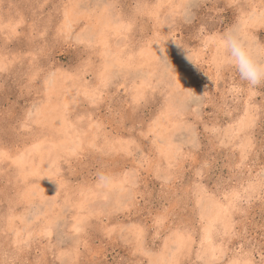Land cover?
Returning a JSON list of instances; mask_svg holds the SVG:
<instances>
[{
  "label": "rangeland",
  "instance_id": "1",
  "mask_svg": "<svg viewBox=\"0 0 264 264\" xmlns=\"http://www.w3.org/2000/svg\"><path fill=\"white\" fill-rule=\"evenodd\" d=\"M231 27L264 45V0H0V264H264Z\"/></svg>",
  "mask_w": 264,
  "mask_h": 264
},
{
  "label": "clouds",
  "instance_id": "2",
  "mask_svg": "<svg viewBox=\"0 0 264 264\" xmlns=\"http://www.w3.org/2000/svg\"><path fill=\"white\" fill-rule=\"evenodd\" d=\"M214 39L221 50L222 65L233 67L250 87L264 84V45L245 39L238 27H231ZM100 179L105 181L106 177Z\"/></svg>",
  "mask_w": 264,
  "mask_h": 264
},
{
  "label": "bare ground",
  "instance_id": "3",
  "mask_svg": "<svg viewBox=\"0 0 264 264\" xmlns=\"http://www.w3.org/2000/svg\"><path fill=\"white\" fill-rule=\"evenodd\" d=\"M66 142H67V141H66ZM61 143H63V142H61ZM65 144H66V143H65ZM65 144H62V145L65 147L68 143H67L66 145H65ZM49 146H50V145H49ZM56 147H57V146H56ZM47 148H49V147H47ZM53 148H54V147H53ZM53 148H52V149H53ZM54 149H55V151H56V148H54ZM54 149H53V150H54ZM29 150H30V149H29ZM35 150H36V149H35ZM53 150H52V151H53ZM40 151H41V150H40ZM29 152H30V151H29ZM29 152H28V153H29ZM46 152H47V151H46ZM49 152H50V151H49ZM54 154H56V153H54ZM44 155H45V154H44ZM44 155H43V156H44ZM50 155H52V154L50 153ZM22 156H23V155H22ZM41 156H42V155H41ZM48 156H49V155H48ZM23 157H24V156H23ZM53 157H55V156L53 155ZM46 158H47V157H46ZM48 158H50V157H48ZM40 159H41V158H40ZM24 160H25V159H24ZM26 160H27V159H26ZM43 160H44V159H43ZM20 161H21V159H20ZM39 161H40V160H39ZM40 162H41V161H40ZM42 162H43V161H42ZM49 162H50V161H49ZM49 164H50V163H49ZM46 167H47V166H46ZM209 200H210V199H209ZM211 202H213V201L211 200ZM215 202H216V201H215ZM88 204H89V203H88ZM206 206H207L208 210H211V208H212V209L215 208V206H214L213 204H211L210 202H209ZM217 208H218V207H217ZM215 209H216V208H215ZM218 209H219V208H218ZM205 212H206V211H205ZM207 212H208V211H207ZM209 212H210V211H209ZM215 213H216V212H215ZM215 213H214V214H215ZM202 214H203V213H202ZM210 215H211V214H210ZM202 217H203V216H202ZM209 217H210V216H209ZM207 218H208V217H207ZM207 218H205V219L207 220ZM210 218H211V217H210ZM208 219H209V218H208ZM212 219H213V218H212ZM221 219H222V218H221ZM217 220H218V219H217ZM209 221H210V219H209ZM215 221H216V220H215ZM211 223H212V222H211ZM214 224H215V222H214ZM211 225H212V224H211ZM207 226H208V224H207ZM213 226H214V225H213ZM211 227H212V226H211ZM202 228H203V227H202ZM208 231H209V230H208ZM208 231H207V232H208ZM211 231H212V230H211ZM207 232H206V233H207ZM206 233H205V234H206ZM202 236H203V234H202ZM205 236H206V235H205ZM177 238H178V237H177ZM184 238H185V237H184ZM211 238H212V237H211ZM206 242H207V241H206ZM179 244H180V242H179ZM205 248H206V246H205ZM210 248H213V247H210ZM209 250H210V249H209ZM210 253H212V252H210ZM167 254H168V253H167ZM167 254H165V255H167ZM161 258H162V257H161ZM160 261H161V259H160ZM158 263H159V262H158ZM162 263H163V262H162Z\"/></svg>",
  "mask_w": 264,
  "mask_h": 264
}]
</instances>
